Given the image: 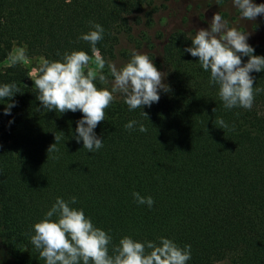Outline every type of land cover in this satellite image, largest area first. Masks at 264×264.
<instances>
[{
    "label": "trees",
    "instance_id": "obj_1",
    "mask_svg": "<svg viewBox=\"0 0 264 264\" xmlns=\"http://www.w3.org/2000/svg\"><path fill=\"white\" fill-rule=\"evenodd\" d=\"M154 2L0 0V85L20 88L11 100L0 99V264H46L31 244L33 225L57 197L72 196L74 207L110 231L114 244L126 235L157 242L166 237L191 245L187 264H264V92L251 110L225 109L218 86L209 85L210 72L184 51L191 37L171 32L154 59L171 91L161 90L159 102L145 106L149 119L118 95L95 129L104 146L89 153L75 139L83 113L45 111L37 90L26 85L28 71L5 65L15 47L49 60L72 50L91 55L79 39L90 21L105 29L97 47L109 60L128 17ZM250 45L264 56L263 44ZM251 75L254 87L264 88V71ZM221 117L228 128L215 126ZM131 120L148 131L141 133L139 125L126 130ZM55 133L59 152L48 159ZM133 192L152 196L153 207L138 205Z\"/></svg>",
    "mask_w": 264,
    "mask_h": 264
},
{
    "label": "clouds",
    "instance_id": "obj_2",
    "mask_svg": "<svg viewBox=\"0 0 264 264\" xmlns=\"http://www.w3.org/2000/svg\"><path fill=\"white\" fill-rule=\"evenodd\" d=\"M232 7L239 12L241 21H255L264 14V3L256 4L254 0H232ZM221 13L213 14L207 29L195 31L190 38L192 46L184 51L198 57L202 69L210 72L209 85L218 86V96L225 109L251 110L255 97L264 92V88L254 87L255 78L251 73L264 71V56L254 54V47L248 43L251 33L242 31L239 25L230 27ZM89 24L90 30L79 39L90 45L91 55L85 50L65 51L62 55L58 52L61 59H42L29 77L34 81L37 99L45 111L63 114L79 110L83 113V118L77 121L75 139L77 143L82 140L83 149L94 153L104 146L103 138L95 129L105 121V110L118 95L130 111L142 109L141 114L149 119L145 106L150 108L158 103L161 90L167 93L171 89L163 82L166 73L158 70L148 52L132 49L130 60L121 66L104 58L97 44L103 40L105 29L99 23L90 21ZM242 57H248L246 63ZM7 59L12 65L27 61L26 49L14 48ZM105 67L109 70L107 75L103 72ZM17 93L20 88L16 82L0 85L2 100H11ZM14 106V101L7 103L5 114L9 115ZM214 124L228 128L222 117L216 118ZM136 125L141 133L148 131L136 120L124 127L131 131ZM60 140L61 136L55 133V143L47 150L48 159L51 153L59 152ZM132 195L138 205L152 208L155 203L152 196H142L139 192ZM77 202L75 196L68 200L57 197L43 219L33 225L30 241L46 264H187L191 260L190 244L181 247L166 237H160L157 242L126 235L114 244L110 231L97 227L83 208L74 207Z\"/></svg>",
    "mask_w": 264,
    "mask_h": 264
},
{
    "label": "rangeland",
    "instance_id": "obj_3",
    "mask_svg": "<svg viewBox=\"0 0 264 264\" xmlns=\"http://www.w3.org/2000/svg\"><path fill=\"white\" fill-rule=\"evenodd\" d=\"M254 3L262 4L264 0H254ZM151 10L153 12L149 15ZM220 11L229 21L230 27L239 25L242 31L251 33L249 44L264 45V14L258 16L255 21H241L239 12L232 7V0H219V5L217 0H155L152 7L128 17V24L118 33V40L109 60L121 66L130 60L131 50L135 49L141 53L148 52L154 62V59L159 57L163 38L165 39L174 31L192 37L196 30L207 29L213 14ZM41 61V57L31 56L27 61L18 63L28 71L26 85L31 88H35V85L29 73L37 69ZM9 63L11 62L7 60L5 65ZM108 71L107 67L103 70L106 75ZM37 73H34L32 78H35ZM163 82L165 83V79ZM95 83L99 84L98 88L101 87L98 80ZM214 264H231V262L229 259H224Z\"/></svg>",
    "mask_w": 264,
    "mask_h": 264
}]
</instances>
